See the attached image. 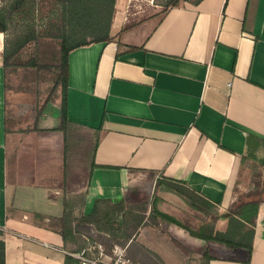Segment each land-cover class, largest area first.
I'll use <instances>...</instances> for the list:
<instances>
[{
    "label": "crops",
    "instance_id": "obj_1",
    "mask_svg": "<svg viewBox=\"0 0 264 264\" xmlns=\"http://www.w3.org/2000/svg\"><path fill=\"white\" fill-rule=\"evenodd\" d=\"M116 8L111 40L69 53L70 131L95 136L87 172L80 164L67 171L68 142L57 130L62 89L59 122L45 121L44 112L37 130L11 125L0 32L5 264H66L65 250L100 243L99 224L84 219L96 202L121 198L148 202L145 220L125 245L137 264H264V0H184L166 12L163 0H117ZM166 180L210 200L215 216ZM239 196L261 201L251 253L149 218L154 203L180 222L196 211L204 225L226 230ZM67 200L73 230L65 238Z\"/></svg>",
    "mask_w": 264,
    "mask_h": 264
},
{
    "label": "trees",
    "instance_id": "obj_2",
    "mask_svg": "<svg viewBox=\"0 0 264 264\" xmlns=\"http://www.w3.org/2000/svg\"><path fill=\"white\" fill-rule=\"evenodd\" d=\"M2 1L3 3L0 5V32L5 33L3 56L6 73H8L10 67L15 68L22 66V51L31 42L35 41L38 43L43 36L59 37L61 39L60 71L48 98L37 112L35 124L31 130L39 129V122L44 115L46 104L52 100L54 93L61 87L63 90V107L61 111V125L57 127V130H62L64 132L65 143H67L71 133V121L68 118L66 96L69 75V53L77 47L85 46L92 42L107 41L113 38L111 29L117 0H56L58 13L63 20V24L56 33L49 32L44 34L39 31L34 24H30L27 30H22L19 33H9V28L12 25L14 16H25L23 14L28 13L34 7V1ZM181 1L184 0H163L165 6L163 12H166L171 7L179 5ZM23 65L35 66L32 61L26 62ZM252 137V135L248 136L247 143L249 149L252 146ZM160 183H162V181H160ZM164 183L184 196L193 207L204 212L205 215L215 216L217 213L214 209L215 205L210 200L182 184L180 181L166 180ZM65 204L66 208L61 219L63 223L62 233L66 238L69 229L71 228L70 230H73L72 201L67 200ZM260 204V199H247L243 196H239L228 212V226L226 230L216 229L215 225H204L201 231H195L183 225L177 218L160 211L154 203L152 204L153 206L149 218L151 221H156L160 218L168 223L183 227L191 235L206 241H218L231 248L244 247L251 253L256 217L259 212ZM135 206H137V208H135ZM147 208L146 204H134L130 208L124 198L101 199L96 202L94 213L90 216H85L84 219H89L92 222L96 220L97 224H99V230L105 231L108 234H116L117 232L118 234H122L126 231L130 221L134 222L135 220L138 224L137 226L142 224L146 217L145 212ZM120 212L123 213L125 217L122 223H120V226L115 227L112 224V216ZM131 236V233L126 235V241H128ZM75 261L76 259L73 256L67 255L66 264H75ZM0 264H5V241L3 238H0Z\"/></svg>",
    "mask_w": 264,
    "mask_h": 264
},
{
    "label": "rangeland",
    "instance_id": "obj_3",
    "mask_svg": "<svg viewBox=\"0 0 264 264\" xmlns=\"http://www.w3.org/2000/svg\"><path fill=\"white\" fill-rule=\"evenodd\" d=\"M33 1L34 7L28 13L23 14L25 16H14L12 25L9 28V33L16 34L22 30H27L30 24H34L43 34L49 32L56 33L61 28L63 20L59 16L56 0ZM2 3L3 1L0 0V5H2ZM120 6L118 7L121 9ZM141 7H143L142 9L145 8L144 13L147 12V1L142 2ZM138 8L139 7H137L136 10H138ZM116 12L117 10H115L114 17ZM125 15L127 16V12ZM3 37L5 41V33H3ZM60 51L61 39L59 37L43 36L38 43L35 41L31 42L22 51L21 61L23 64L32 61L35 66L22 64V66L19 67L9 68L8 73H6V85L7 99L11 110V125L13 127L30 128L34 125L37 112L39 108L44 105L55 84V79L59 74ZM61 89L60 87L59 90L54 93L52 100L45 106V114L48 115V118L45 120L47 122H53L54 118L55 122H59L58 113L61 111L60 108L62 107L61 97L59 98ZM70 132L71 134L67 144V171L73 174L76 165L80 164L81 167L86 168L87 172L91 163L95 136L87 131L78 129H73ZM142 200L145 202H139V205L148 203L147 199L143 198ZM128 206L131 208L132 203L129 202ZM135 208H137V206H135ZM124 217V214L121 212L112 216L113 226H120ZM205 218L206 217L202 213L193 211L182 215L181 220L183 223H181L189 226L195 231H201L205 224ZM137 225L135 220L134 222L131 221L128 223V226L126 225L127 229L122 234H118V232L116 234H107V232L102 231L99 235V233L96 232L95 239L105 247L108 253L112 254L113 249L117 245L122 249L124 258L137 263L128 256L125 249L127 242L126 235H129V233L133 235L139 227ZM1 232L0 238H2ZM138 253L140 257L141 255H144L146 258L150 257L148 251L141 253V248L138 250Z\"/></svg>",
    "mask_w": 264,
    "mask_h": 264
},
{
    "label": "built area",
    "instance_id": "obj_4",
    "mask_svg": "<svg viewBox=\"0 0 264 264\" xmlns=\"http://www.w3.org/2000/svg\"><path fill=\"white\" fill-rule=\"evenodd\" d=\"M65 252L76 259L75 264H137L124 258L122 249L117 245L112 254L108 253L101 243L92 245L82 252L69 250H65Z\"/></svg>",
    "mask_w": 264,
    "mask_h": 264
}]
</instances>
